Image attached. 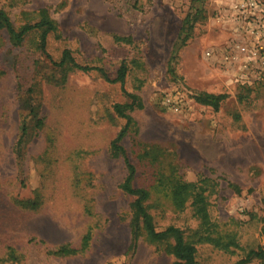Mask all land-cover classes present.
<instances>
[{
	"label": "rangeland",
	"instance_id": "374dc122",
	"mask_svg": "<svg viewBox=\"0 0 264 264\" xmlns=\"http://www.w3.org/2000/svg\"><path fill=\"white\" fill-rule=\"evenodd\" d=\"M0 10L17 30L39 21L43 11L57 26L44 50L41 30L17 45L0 31V264L175 262L165 243L144 236L130 248L133 198L120 187L124 161L110 151L125 124L113 106L129 98L96 71L57 66L65 49L111 79L126 63L125 91L142 107L128 112L132 126L121 144L136 169L133 187L150 191L148 212L157 230L180 228L195 243L198 264H234L263 245L264 80L253 87L230 83L229 68L219 63L228 35L212 0H0ZM194 11L191 36L170 63L182 20ZM195 92L225 99L215 111L196 103ZM163 175L208 179L209 233L237 247L196 242L200 221L189 204L172 206L159 185ZM87 232L84 251L51 253L60 244L79 248Z\"/></svg>",
	"mask_w": 264,
	"mask_h": 264
},
{
	"label": "trees",
	"instance_id": "16d2710c",
	"mask_svg": "<svg viewBox=\"0 0 264 264\" xmlns=\"http://www.w3.org/2000/svg\"><path fill=\"white\" fill-rule=\"evenodd\" d=\"M198 14L199 11H194L182 20L177 36L176 46L170 56V63L174 60L177 51L189 40L193 23L195 22ZM40 16L39 21L36 23L24 25L22 28L17 30L10 22L7 14L0 10V31L5 30L9 34L12 42L17 45L23 41L24 37L29 32L35 29L41 30L40 46L44 50L47 35L51 32H55L57 30V26L54 21L47 16L46 11L41 12ZM115 40L124 43L130 42V38L128 37H116ZM56 64L59 67L68 66L70 69L83 72L96 71L109 82L118 83L121 91L129 98V102L124 104L117 103L113 106L114 112L119 117L125 119V124L117 136L111 141L110 151L112 156H120L124 161L127 174L120 187L125 194L130 195L133 198L131 204L132 216L130 220V248L135 249L140 236H144L146 240L152 243H165L166 251H168L175 259L173 264H198L196 260L195 243L186 240L183 235V231L178 227L168 226L163 230H157L152 216L148 212L147 201L150 198V191L146 188L133 187L132 185L136 169L128 159L126 151L121 144V140L132 126V118L128 112L134 108H141L142 103L138 96L125 91V79L128 74V67L126 63L124 61L121 63L114 79H111L107 71L101 67L78 63L72 56L71 52L67 49L62 52L61 59ZM191 97L196 103L209 106L215 111L219 109L220 103L225 99V95L223 94L214 95L206 92H195L191 94ZM28 107L30 108V113H33L34 108L31 105H28ZM27 130V126H23L22 133L16 144L17 153L21 152L22 144L28 134ZM208 184L209 180L205 178L197 179L196 181H185L178 177L172 178L171 176L164 175L159 181L160 187L166 191L172 206L176 210L184 209L187 204L191 206L193 216L200 221V228L203 229L201 230L202 232L198 234L196 242L210 243L221 250L228 251L230 246L237 247V243L233 239L228 242H223L219 237H213L209 233L212 224L208 213V200L206 195ZM229 186L235 187L232 183H229ZM235 188L238 192L239 189H237V187ZM90 237V232H87L82 237L79 248L72 247L69 244H60L56 246L51 253L55 256L76 255L86 249L90 241ZM260 237L263 245L259 246L257 249L248 250L245 256L234 264H246L253 259L264 260V225L260 229ZM12 257L13 251L11 250V258Z\"/></svg>",
	"mask_w": 264,
	"mask_h": 264
},
{
	"label": "built area",
	"instance_id": "2783aa9c",
	"mask_svg": "<svg viewBox=\"0 0 264 264\" xmlns=\"http://www.w3.org/2000/svg\"><path fill=\"white\" fill-rule=\"evenodd\" d=\"M217 19L226 27L227 39L219 63L226 66L230 83L253 87L264 80V0H212ZM205 51V57H211ZM230 70V71H229ZM165 102L174 111L175 101Z\"/></svg>",
	"mask_w": 264,
	"mask_h": 264
}]
</instances>
